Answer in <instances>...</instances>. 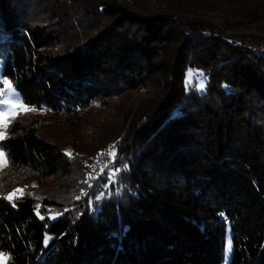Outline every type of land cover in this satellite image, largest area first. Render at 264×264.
Listing matches in <instances>:
<instances>
[{"label": "trees", "instance_id": "16d2710c", "mask_svg": "<svg viewBox=\"0 0 264 264\" xmlns=\"http://www.w3.org/2000/svg\"><path fill=\"white\" fill-rule=\"evenodd\" d=\"M149 1L0 0V76L44 112L14 119L2 142L12 161L0 172L8 264H222L228 230L227 264H264V55L227 34L264 30V0H154L153 13ZM41 4L52 27L35 19ZM52 45L61 50H43ZM187 67L206 75L202 92L183 84ZM145 87L155 95L123 112L106 142L115 163L92 187L83 181L100 173L94 164L77 167L39 132L60 116L80 133V113ZM111 168L121 169L114 183ZM49 176L62 177L54 193L29 187ZM13 188L25 195L3 199Z\"/></svg>", "mask_w": 264, "mask_h": 264}, {"label": "rangeland", "instance_id": "374dc122", "mask_svg": "<svg viewBox=\"0 0 264 264\" xmlns=\"http://www.w3.org/2000/svg\"><path fill=\"white\" fill-rule=\"evenodd\" d=\"M147 8L148 12L153 13L154 11H157L156 3H154V0H151L147 2ZM35 12L37 13V16H35V19L43 20L44 22L53 25V23H50L48 20V13L46 7H43L41 4L38 7V10ZM32 14V13H31ZM174 16V15H173ZM242 31L245 35L249 34L251 36H262L264 35V30L259 29L257 26L252 25L251 27L247 29H238ZM232 31V30H231ZM234 32H236L234 30ZM45 52L47 53H56V51H60L61 49L56 46H50L49 48H43ZM1 68V67H0ZM189 70H191V82H187V75L189 73ZM184 77H183V84L186 87H192L193 89L197 90L198 92H202L206 87V75L201 70H197L195 68L187 67L184 70ZM0 78H3L0 76ZM152 82H154L155 78H152ZM203 83L204 88L201 90L199 88V85ZM7 93V97L12 96L11 92H7V89L4 87L2 83V79H0V93ZM155 95L154 88L148 87V88H142L140 90H133L128 92L125 95L118 96L115 98H109L103 100L101 105L93 107L89 112L81 116L82 118V124L78 126L81 129V132L78 133L77 130L74 132H71V130L68 128L67 124L61 119V117H56L55 120L48 121L44 124V126H41L39 132L43 136H45L48 139H55V140H61L60 144L65 150L70 149L72 152H74L73 155V161L77 165V167H83L85 164L89 161H91V165L94 164L93 168L95 172H100L101 167L111 159V157L103 156L101 157L100 153L106 152L109 149V143H111L120 127V124L124 120V113L129 110V108H139L142 106L143 101H146L149 104L148 100H151V98ZM5 97V98H7ZM139 106V107H138ZM44 114L43 111L36 110L33 112L28 113H20L18 114L19 119H23L24 121L32 120H42V115ZM17 117L15 119H17ZM14 120V119H13ZM13 120L10 121V124L13 122ZM104 142V143H103ZM106 142H109L106 144ZM2 143V142H0ZM72 143L74 145V148L70 146H66V144ZM75 150H78L80 152L84 153V161L81 162L80 159H82V155L75 153ZM3 169H0V172ZM93 173V172H92ZM62 179V177H35L34 180L30 182L29 187L34 191L40 193L41 190L54 193V188L57 186L59 181ZM35 185V187H33ZM231 237V232L228 230L225 236V246L228 238ZM225 253V248H224ZM231 253H229L225 258L222 264H227L229 261Z\"/></svg>", "mask_w": 264, "mask_h": 264}, {"label": "snow or ice", "instance_id": "6c2138e0", "mask_svg": "<svg viewBox=\"0 0 264 264\" xmlns=\"http://www.w3.org/2000/svg\"><path fill=\"white\" fill-rule=\"evenodd\" d=\"M191 75L192 72L191 70H189V73L187 75V82L190 83L191 82ZM2 79V83L4 85V87L7 89V92H11L12 96L7 97V93H0V142H3L7 139L8 137V130L10 129V121L15 119L18 114L20 113H28V112H33L36 111L37 109H35L34 107H31L27 104V102L23 101L20 94L18 93V91L13 87V83L7 79V78H0ZM199 88L201 90H203L204 88V84L201 83L199 85ZM7 97V98H5ZM65 155L69 156L70 158L73 156V153L70 149L65 150ZM101 157L103 156H108L111 157L112 159L109 161V163L104 164L101 167V171L99 174H97V176H93L91 173L88 174V179L84 180L83 182L85 184H88V180L89 179H98L101 176H104L105 173V169L109 168V164H114L115 160H116V145H110L109 149L106 152L100 153L98 154ZM12 163L11 161V156L10 153H8L5 149V147L3 146L2 143H0V169H5L8 167V165ZM15 166V165H13ZM124 169H127V164H125ZM121 171L120 168H111L108 172H107V179L109 183H114L117 177V173H119ZM89 187H92L91 184H88ZM33 187H35V185H33ZM103 187L107 188L108 185L105 184L103 185ZM25 195V191L23 188H13L12 190L8 191L6 193V195H4L2 198L8 200L9 202H13L16 201L20 198H22ZM28 195H31V193H28ZM81 195L87 196L88 193L86 191H84L83 189H81ZM81 195H77L75 197V199L79 200L81 199ZM104 195L103 192H100L98 195L95 196V199L98 201L101 199V197ZM37 199H40V197H37ZM89 205L92 204V200L89 199L88 201ZM12 206L15 207L16 204L12 203ZM34 211L36 212V215L40 218V219H44L45 217L43 215L40 214V208L41 205L40 204H35L34 206ZM70 211V209H63V211H55L53 213V215L50 217L51 219H56L58 216L63 215L64 212H68ZM49 212H53L52 209H49ZM221 215H223L221 213ZM53 239L52 236L48 235L47 233H45L44 236V245L48 246L49 241ZM232 251V240L231 238H228L227 242H226V246H225V254L226 257L227 255ZM11 260V256L8 252L5 251H0V264H8V262Z\"/></svg>", "mask_w": 264, "mask_h": 264}, {"label": "built area", "instance_id": "2783aa9c", "mask_svg": "<svg viewBox=\"0 0 264 264\" xmlns=\"http://www.w3.org/2000/svg\"><path fill=\"white\" fill-rule=\"evenodd\" d=\"M227 34H237L239 37L236 40L237 44L240 45L242 49L247 52L264 55V35L255 37L249 34L245 35L242 31L238 30L236 32L228 31Z\"/></svg>", "mask_w": 264, "mask_h": 264}]
</instances>
